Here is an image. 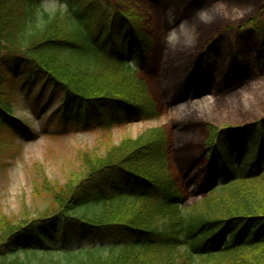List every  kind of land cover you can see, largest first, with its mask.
<instances>
[{"label":"trees","instance_id":"16d2710c","mask_svg":"<svg viewBox=\"0 0 264 264\" xmlns=\"http://www.w3.org/2000/svg\"><path fill=\"white\" fill-rule=\"evenodd\" d=\"M43 2L0 0V148L9 131L37 139L14 114L24 92L35 101L48 93V104L58 96L54 114L66 131L111 134L157 119L138 73L154 45L143 14L112 0H61L65 13ZM263 24L261 13L221 32L261 37ZM205 126L200 199L190 202L173 176L167 128H148L103 153L80 151V168L63 184L41 170L33 188L46 206L0 218V264H264V116ZM68 238L86 245L57 248Z\"/></svg>","mask_w":264,"mask_h":264},{"label":"rangeland","instance_id":"374dc122","mask_svg":"<svg viewBox=\"0 0 264 264\" xmlns=\"http://www.w3.org/2000/svg\"><path fill=\"white\" fill-rule=\"evenodd\" d=\"M60 1H45L43 8L54 10ZM112 1L119 10L143 14L152 35L150 62L139 65L138 73L150 86L159 117L116 125L111 134L101 127L81 130L74 125L66 131L54 114L60 105L58 96L48 104V93L37 101L32 94L22 93L14 114L38 135L32 141L9 131L0 148V218L22 219L43 212L46 199L36 197L33 188L41 170L51 181L63 184L80 168V151L103 153L111 143L158 126L170 134V168L176 182L190 202L196 201L205 185L199 157L205 125H244L264 116V28L261 37L255 31L235 36L221 32L264 13V0ZM218 37L222 41L207 51L209 42ZM200 94L214 101L207 102ZM64 244L77 248L86 242L68 238L57 248Z\"/></svg>","mask_w":264,"mask_h":264},{"label":"bare ground","instance_id":"6f19581e","mask_svg":"<svg viewBox=\"0 0 264 264\" xmlns=\"http://www.w3.org/2000/svg\"><path fill=\"white\" fill-rule=\"evenodd\" d=\"M213 7L216 8L215 5ZM201 99L206 100L207 102L214 101L212 96H204Z\"/></svg>","mask_w":264,"mask_h":264},{"label":"clouds","instance_id":"9594fccd","mask_svg":"<svg viewBox=\"0 0 264 264\" xmlns=\"http://www.w3.org/2000/svg\"><path fill=\"white\" fill-rule=\"evenodd\" d=\"M49 9L47 7H45V11H48Z\"/></svg>","mask_w":264,"mask_h":264}]
</instances>
